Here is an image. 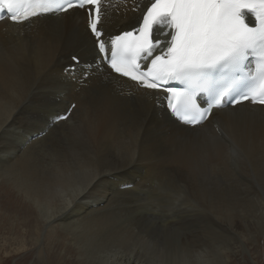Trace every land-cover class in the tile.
Returning a JSON list of instances; mask_svg holds the SVG:
<instances>
[{
  "label": "bare ground",
  "instance_id": "obj_1",
  "mask_svg": "<svg viewBox=\"0 0 264 264\" xmlns=\"http://www.w3.org/2000/svg\"><path fill=\"white\" fill-rule=\"evenodd\" d=\"M147 4L103 0L104 30L137 26ZM73 55L80 62L64 76ZM163 97L98 66L79 10L23 25L0 21V180L37 211L28 235L42 227L52 234L63 217L58 229L82 264H227L236 248L258 241L264 107L216 110L188 128L169 117ZM173 172L170 185L185 183L182 194L176 185L159 209L149 189ZM190 226L198 230L182 237ZM34 244L42 255L38 238Z\"/></svg>",
  "mask_w": 264,
  "mask_h": 264
},
{
  "label": "snow or ice",
  "instance_id": "obj_2",
  "mask_svg": "<svg viewBox=\"0 0 264 264\" xmlns=\"http://www.w3.org/2000/svg\"><path fill=\"white\" fill-rule=\"evenodd\" d=\"M76 8L88 13L98 66L166 93L180 124L202 126L243 101L264 106V0H148L138 25L119 33L104 30L101 0H0V13L21 25ZM71 59L66 72L79 63Z\"/></svg>",
  "mask_w": 264,
  "mask_h": 264
},
{
  "label": "rangeland",
  "instance_id": "obj_3",
  "mask_svg": "<svg viewBox=\"0 0 264 264\" xmlns=\"http://www.w3.org/2000/svg\"><path fill=\"white\" fill-rule=\"evenodd\" d=\"M173 173L155 178L152 187L149 189L150 192L156 193L152 195L153 198L151 200H156H152V203H157L156 206L159 209L171 203L172 198L169 195V191L171 193V190L176 185L178 192L182 194L185 183H175L172 186L173 180L177 179L176 173ZM0 182H2L0 183V264H82L78 259L77 250L72 244V240H70L67 234L62 233L58 229L61 228L60 222L63 217L59 218L60 220L52 222L51 225L55 227L52 234V230L50 231L49 228L44 229L42 227L37 235L34 233L28 235L27 231L29 228H27V223H29V220L31 221V216L33 217L37 211L24 201L22 196L18 194L10 183L5 180H0ZM170 182L172 185H170ZM242 182H246V180L244 179ZM237 192L243 193L244 189ZM165 193L168 194V199L166 200L167 195L164 196ZM244 194H246V191ZM175 203L178 206L181 203V198L176 199L175 197ZM168 211L171 215L172 208L169 207ZM31 227L35 228V223H32ZM195 230H198V227H188L182 233V237H189L190 233ZM227 234L230 237L231 233L228 231H225L222 236L225 235L227 237ZM36 238L40 240L42 255H38L37 253L39 247L34 244ZM238 249H235L237 253L232 255L233 257L230 256L232 259L227 264H264V231L259 234L258 241H254L251 246L246 248V251L239 253Z\"/></svg>",
  "mask_w": 264,
  "mask_h": 264
}]
</instances>
